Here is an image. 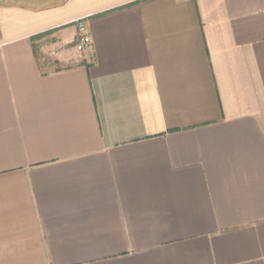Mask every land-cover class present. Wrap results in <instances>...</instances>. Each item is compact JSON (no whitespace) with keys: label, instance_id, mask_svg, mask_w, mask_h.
Masks as SVG:
<instances>
[{"label":"crops","instance_id":"obj_1","mask_svg":"<svg viewBox=\"0 0 264 264\" xmlns=\"http://www.w3.org/2000/svg\"><path fill=\"white\" fill-rule=\"evenodd\" d=\"M0 264H264V0H0Z\"/></svg>","mask_w":264,"mask_h":264},{"label":"built area","instance_id":"obj_2","mask_svg":"<svg viewBox=\"0 0 264 264\" xmlns=\"http://www.w3.org/2000/svg\"><path fill=\"white\" fill-rule=\"evenodd\" d=\"M77 26V48L79 50H88L92 47V36L85 21V18H79L75 21Z\"/></svg>","mask_w":264,"mask_h":264}]
</instances>
